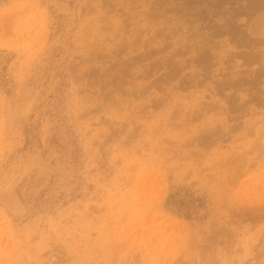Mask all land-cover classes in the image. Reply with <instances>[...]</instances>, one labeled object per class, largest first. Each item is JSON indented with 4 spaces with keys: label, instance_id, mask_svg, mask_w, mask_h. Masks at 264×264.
<instances>
[{
    "label": "rangeland",
    "instance_id": "1",
    "mask_svg": "<svg viewBox=\"0 0 264 264\" xmlns=\"http://www.w3.org/2000/svg\"><path fill=\"white\" fill-rule=\"evenodd\" d=\"M0 264H264V0H0Z\"/></svg>",
    "mask_w": 264,
    "mask_h": 264
}]
</instances>
